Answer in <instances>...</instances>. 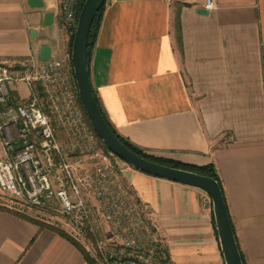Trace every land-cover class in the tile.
<instances>
[{
  "label": "crops",
  "instance_id": "crops-1",
  "mask_svg": "<svg viewBox=\"0 0 264 264\" xmlns=\"http://www.w3.org/2000/svg\"><path fill=\"white\" fill-rule=\"evenodd\" d=\"M43 2L39 9L0 0V61L33 55L43 64L39 49L46 44L49 59L72 65L59 24L61 0ZM206 3L105 0L89 51L90 83L111 126L132 144L183 164L214 166L244 263L264 264V0H214L211 10ZM48 11L54 21L43 27ZM13 90L21 101L29 95L21 82ZM39 94L46 98L40 88ZM51 121L82 193L88 175L77 172L84 163L74 159L68 127L57 116ZM51 155L56 187L60 159ZM123 172L157 221L173 264H225L205 192L134 168ZM26 216L32 218L0 207V264H88L69 239Z\"/></svg>",
  "mask_w": 264,
  "mask_h": 264
},
{
  "label": "built area",
  "instance_id": "built-area-1",
  "mask_svg": "<svg viewBox=\"0 0 264 264\" xmlns=\"http://www.w3.org/2000/svg\"><path fill=\"white\" fill-rule=\"evenodd\" d=\"M206 2L207 10L214 8V0ZM78 7L79 0H61L59 13L66 21L77 24ZM1 64L4 65H0V190L33 207H59L68 217L74 238L84 239L82 234L95 238L97 264H173L160 238L157 221L139 203L131 186L115 177L109 179L103 172L84 180L87 186L94 183L100 217L109 230L108 237L99 236V225L92 220L89 204L76 186L46 110L50 108L68 127L66 132L74 150L79 141L90 143L93 131L77 100L72 65L51 59L37 64L33 55L21 63L20 71H13L5 62ZM13 81L24 82L29 89L21 104L9 101L7 83ZM39 88L46 95V104ZM52 152L60 159L62 174L55 178L56 187L51 181Z\"/></svg>",
  "mask_w": 264,
  "mask_h": 264
},
{
  "label": "water",
  "instance_id": "water-1",
  "mask_svg": "<svg viewBox=\"0 0 264 264\" xmlns=\"http://www.w3.org/2000/svg\"><path fill=\"white\" fill-rule=\"evenodd\" d=\"M26 2L30 8H44L43 0H26ZM104 4L105 0L84 1L79 12L71 48V63L76 87L90 124L106 148L132 168L154 177L192 186L205 192L212 202L214 221L225 264H243L227 206L218 182L213 178L192 171L159 164L139 156L118 139L104 119L92 91L88 62L90 29L97 12ZM197 12L203 15L208 14V11L203 8H198ZM53 21L54 12L48 11L44 14L42 26H50ZM35 34L36 31H32L31 37H34ZM50 57V46L42 45L39 49V58L42 61H47Z\"/></svg>",
  "mask_w": 264,
  "mask_h": 264
},
{
  "label": "rangeland",
  "instance_id": "rangeland-1",
  "mask_svg": "<svg viewBox=\"0 0 264 264\" xmlns=\"http://www.w3.org/2000/svg\"><path fill=\"white\" fill-rule=\"evenodd\" d=\"M59 24L63 30L64 45L67 48V54L71 58V50L69 49V44H70V39H71L72 34L74 38L76 25L73 22L66 21L64 17H62L61 13H60ZM71 48H72V45H71ZM1 63L3 62L0 61V65L3 66L4 64H1ZM5 65H9V67L11 66L10 68L13 71H20V69H22V64L19 61L11 62V63L8 62ZM16 83L17 82L15 81H13L12 83H7L10 89L9 101L12 104H21L23 100L21 101V99L17 98L16 92L13 90V87H15ZM21 84H22V87L25 89L26 83L21 82ZM46 100H47L46 98H43V102L45 104H46ZM49 114L52 120L54 121V119H56V115L54 113L53 115L51 113ZM86 122L88 124L87 118H86ZM90 136H92L90 143L87 141H79V144L76 148L78 154L76 153L74 155L75 156L74 159H77L76 161L82 160V163H84V166L81 167L82 169H79L77 172L78 176H82L85 173L88 176H91V178H94L97 173L103 172L106 175L108 174V176H110L109 179L111 177H115L123 181L126 185L130 186L129 183L125 179L123 170L127 167L129 168H132V167L126 164L124 161H122L118 157H116L115 155H113L111 152L105 151L104 143L102 142L101 139H99L95 135L94 132L90 133ZM78 139L79 138H75L74 140H78ZM81 143L84 144L83 148L79 147ZM80 153L82 154L80 155ZM82 163L80 164L83 165ZM106 178L108 179V177ZM81 189H82L81 190L82 198L89 204L91 218L94 221V223L99 225V229H100L98 232L99 236H101L102 239L108 237V235H110L109 230H108L106 223L102 221L100 217V205L96 197L94 183H92L91 186L86 185L85 190L83 187H81ZM208 199L210 200V197ZM7 205H12L13 207H16L19 210V212L23 211V213L24 212L27 213L30 217L38 220L39 222H41V219L47 220V222L53 224L52 226H55L67 232V234H69L78 244H80L84 248L85 252L94 261V263L95 264L98 263L96 259L97 252L95 250V238L90 235H85V234H82L84 239L78 240L74 238L72 235L73 233L71 234L70 232L71 225L69 223L68 217H66L64 213L60 212L59 207L57 209H52V208L45 209V208L33 207L21 201L13 200L9 195H7L6 193L0 190V207L6 208Z\"/></svg>",
  "mask_w": 264,
  "mask_h": 264
},
{
  "label": "trees",
  "instance_id": "trees-1",
  "mask_svg": "<svg viewBox=\"0 0 264 264\" xmlns=\"http://www.w3.org/2000/svg\"><path fill=\"white\" fill-rule=\"evenodd\" d=\"M84 1L85 0H79V7H78V10H77V16L79 15V12L81 10V7H82ZM103 7H104V5H103ZM103 7L97 12V14H96V16H95V18L93 20L91 29H90L89 41H88V62H89V51H90V48L92 47V44H93L94 39H95L96 34H97V30H98V26H99V22H100V18H101V12L103 10ZM175 27L177 28V32H178V29H179V15L177 13L175 15ZM177 37H178V40H180L179 32L177 33ZM72 41H73V34L71 36L70 44H69V49L70 50H71ZM75 87H76V83H75ZM92 91H93V89H92ZM93 94H94V97H95V99L97 101L98 107H99V109H100V111H101L104 119L106 120V122L108 123V125L110 126V128L114 132V134L118 137V139L127 148H129L131 151H133L134 153L138 154L139 156L144 157V158H146L148 160H151L153 162H156V163H159V164H164V165L171 166V167H175V168H181V169H184V170H190L192 172H195V173H198V174H201V175H204V176H207V177H210V178L215 179L218 182V184H219V186L221 188V191H222V194H223V198H224V201H225V204H226V200H225V196H224V192H223V188H222L221 182H220L219 177H218V174H217V172H216V170H215V168H214V166L212 164L204 165V166L187 165V164H183V163H181L179 161L169 160V159H167L165 157H162V156L153 154V153H151L149 151H145L144 149H142V148H140V147L132 144L128 139H126L125 137L121 136L111 126L110 122L108 121L107 117L103 113V111H102V109H101V107H100V105L98 103V100L96 98V95H95V92L94 91H93ZM76 96H77V100H78L79 106L81 107V109L83 110V113H84L85 117L87 118V121H88L89 126L91 127V129L95 133V131H94V129H93L92 125L90 124V121H89V119L87 117V114H86V112L84 110V107H83V105L81 103L80 97L78 95L77 87H76ZM95 135L97 136L96 133H95ZM104 149L107 152L109 151L106 148V146H104ZM27 218L29 220L35 222V223L40 224L41 226L50 227V228H53L54 230H56L59 234H61L65 238L69 239L77 247V249H79L81 251V253L83 254V256H84V258H85V260L87 261L88 264H95L94 261L89 257V255L85 252L84 248L80 244H78L69 234H67V232H65V231H63V230H61V229H59L57 227H54V226L53 227L47 226L44 223L37 221L36 219L29 218V217H27ZM233 231H234V229H233ZM240 254H241V252H240ZM241 257H242L243 264H245L244 263V260H243L242 254H241Z\"/></svg>",
  "mask_w": 264,
  "mask_h": 264
}]
</instances>
